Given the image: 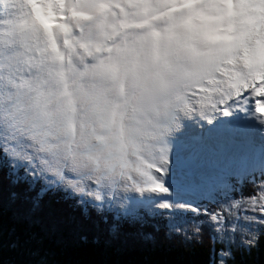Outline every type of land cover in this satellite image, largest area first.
<instances>
[{
    "label": "clouds",
    "instance_id": "9594fccd",
    "mask_svg": "<svg viewBox=\"0 0 264 264\" xmlns=\"http://www.w3.org/2000/svg\"><path fill=\"white\" fill-rule=\"evenodd\" d=\"M253 84L264 0H0V153L98 215L150 193L184 122Z\"/></svg>",
    "mask_w": 264,
    "mask_h": 264
},
{
    "label": "trees",
    "instance_id": "16d2710c",
    "mask_svg": "<svg viewBox=\"0 0 264 264\" xmlns=\"http://www.w3.org/2000/svg\"><path fill=\"white\" fill-rule=\"evenodd\" d=\"M225 164L229 168L215 174L222 191L234 184L235 198L260 192L264 162L236 172ZM204 203L205 208L193 206L204 212L175 206L155 210L146 201L98 215L91 206L46 188L0 153V264H264V215L255 239L233 241L210 218L223 197L219 206ZM179 218L200 231L184 236ZM103 233L109 237L99 238Z\"/></svg>",
    "mask_w": 264,
    "mask_h": 264
},
{
    "label": "rangeland",
    "instance_id": "374dc122",
    "mask_svg": "<svg viewBox=\"0 0 264 264\" xmlns=\"http://www.w3.org/2000/svg\"><path fill=\"white\" fill-rule=\"evenodd\" d=\"M244 95L249 96L250 93L246 91ZM251 103L253 102L249 101V105L244 106L237 104L230 108L228 113H225L223 110L216 112L214 114V119L210 121L200 117L186 120L182 130L177 132L171 140L172 150L169 158L170 162L167 171L161 177L163 182L169 188V193L158 194L150 192L142 197H133L131 203L125 209L143 205L142 200H145L147 201L148 206H155V210L163 209L169 211L172 207L162 208L159 206L166 200L169 201L172 206H175L174 209L182 212H192L193 210L204 212L193 206H204L205 208V200L216 203V206H219L217 203L223 197V203H220L222 206H220V209H217V212L215 211L216 213L214 210L210 211L214 213H210V218L218 213L221 214L220 216H227V212L223 207L225 204L229 205V210L233 215L227 217L224 225L218 224L211 219L213 227L221 228V231H224L227 237L229 236L233 241L237 238L247 240V242L248 240L255 239L257 236L256 234L259 232V228L262 225L263 218L260 216L261 212L259 207L257 206L255 209L250 208L247 201L252 197H256L257 205H259V195L261 190L257 195L252 197L235 198L231 193V189L232 192L235 190L234 184L228 185L230 189H223L222 191L220 189L221 187L218 186L219 177H216L215 175L218 172L216 170H218L219 166L224 163H228V165L231 166V169L236 172L240 169L245 170L247 168H252L254 165L264 162V125H255L251 129L253 134L250 139L245 135H240L241 139L244 141L242 140V143H239L240 146L235 147L228 141L227 133L229 130L231 131V128L227 129L226 132V126L230 127L231 124L235 125L237 123L234 121L236 117L231 114L236 112L242 114L241 112L245 110V108H247L246 112L248 109L252 110L254 106L251 105ZM238 124L239 126L237 127H241L239 122ZM214 125H218L219 127H215ZM200 126H205L206 128L200 130ZM218 128H220V130H218ZM217 136L219 137L218 141H216ZM204 137L205 139H203ZM254 137H256L255 141ZM211 139L214 142L210 141ZM247 140L248 143H245ZM256 160L259 161L257 162ZM211 165H214V167ZM238 179L240 180V178ZM214 180L216 182H213ZM225 181L227 180L225 179ZM257 183L262 185L264 184V180L259 179ZM207 194L208 196H204ZM197 198H199V201L195 203V199ZM186 200L191 201L185 203ZM233 200H239L242 202L239 209H232L231 201ZM172 216L173 215H171V217ZM220 216L217 218L220 219ZM178 221L180 222L182 230H184V236H193L192 234L195 233V226H192L191 224L188 225L187 222H185L186 220L182 218H179ZM176 222V220H173V228H176ZM191 223H193V221H191ZM100 232L101 231L98 230V233ZM98 237L104 239L105 237H109V234L103 233V236Z\"/></svg>",
    "mask_w": 264,
    "mask_h": 264
},
{
    "label": "snow or ice",
    "instance_id": "6c2138e0",
    "mask_svg": "<svg viewBox=\"0 0 264 264\" xmlns=\"http://www.w3.org/2000/svg\"><path fill=\"white\" fill-rule=\"evenodd\" d=\"M252 91L250 92V95L248 96L249 101H253L251 105L254 106V108L258 111L259 114H264V86L261 88L257 89L255 84L251 86ZM225 113H228V109H224ZM160 177L163 176L165 173L164 169H159ZM28 174V173H27ZM261 192L259 195V205H257V198L252 197L247 201V203L250 205L251 208L255 209L257 206L260 209L261 215H264V184L260 185ZM149 192L152 193H158V194H167L169 193V188L166 186V184L163 182L162 178L161 179H154L152 184L149 186ZM240 201L233 200L231 201V207L235 206L236 204H239ZM160 207H172L171 203L169 201H163L160 205ZM227 212V216H220V214L213 215L211 219L213 221H216L218 224L224 225L227 217L232 216V212L229 210V205L225 204L223 205ZM198 211V210H197ZM207 215L208 213L205 212ZM220 216V219L217 217ZM247 218V217H246ZM221 230V228L219 229Z\"/></svg>",
    "mask_w": 264,
    "mask_h": 264
},
{
    "label": "bare ground",
    "instance_id": "6f19581e",
    "mask_svg": "<svg viewBox=\"0 0 264 264\" xmlns=\"http://www.w3.org/2000/svg\"><path fill=\"white\" fill-rule=\"evenodd\" d=\"M250 111H251V113H250ZM247 112H248L247 113L248 114V118H250V120H248V118H245V117L243 118L241 116V114L240 113L238 114L237 112L234 113V114H231V115H234V117H236L234 121L237 122V123L235 125H233V124L230 125V127H232L233 131L232 132H228L227 135H228L229 143L232 146H234V147L235 146H240V144H238V142H241L243 140V139H241L240 135H245V136H247L250 139L251 135L253 134L251 132V129L255 125H264L263 119L260 120L259 116H257L255 114L254 110L252 111V110L248 109ZM241 113H243V112H241ZM242 115L245 116L244 114H242ZM238 122L239 123L240 122H245L247 126H245L244 128L243 127H237V126H239ZM205 128H206L205 126L204 127L200 126V130L205 129ZM226 132H227V130H226ZM263 134H264V132H263ZM216 138H217L216 141H218L219 137L217 136ZM203 139H205V137ZM210 141H212V139ZM212 142H214V141H212ZM252 142H254V141H252ZM245 143H248V140Z\"/></svg>",
    "mask_w": 264,
    "mask_h": 264
}]
</instances>
